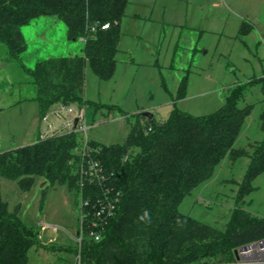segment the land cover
Instances as JSON below:
<instances>
[{
  "label": "trees",
  "instance_id": "16d2710c",
  "mask_svg": "<svg viewBox=\"0 0 264 264\" xmlns=\"http://www.w3.org/2000/svg\"><path fill=\"white\" fill-rule=\"evenodd\" d=\"M130 0H0V42L12 58L27 48L22 27L34 19L56 16L64 21L70 39L85 38L81 55L38 60L26 71L37 88L34 101L40 118L55 104L85 106L86 68L101 80L111 79L117 67L122 35L121 21ZM109 24L107 29L102 25ZM242 22L240 33L251 31ZM252 79L231 88L216 111L193 115L175 107L165 121L143 112L127 115L130 131L123 143L103 144L90 140L85 155L75 153L78 135L65 133L40 138L32 144L0 150V181L14 180L22 192L32 189L38 178L49 186L66 185L79 209L80 199L90 200L91 211L100 200L118 196L99 241L85 238L81 247L57 250L81 254L83 264H197L235 260L237 248L264 239V217L241 205L250 195L255 179L264 173V137L251 144L253 151L236 148L235 142L252 112L253 104L240 106ZM188 76L180 82L176 100L186 97ZM91 103V102H90ZM112 110L113 106H109ZM2 108L0 106V112ZM264 132V108L260 115ZM228 156L250 161L232 215L224 230L179 211L192 191L208 180ZM99 161L103 180L90 183L89 165ZM106 191L108 193H106ZM2 197L0 182V264H28L32 246L42 247L35 227L20 217Z\"/></svg>",
  "mask_w": 264,
  "mask_h": 264
},
{
  "label": "rangeland",
  "instance_id": "374dc122",
  "mask_svg": "<svg viewBox=\"0 0 264 264\" xmlns=\"http://www.w3.org/2000/svg\"><path fill=\"white\" fill-rule=\"evenodd\" d=\"M244 21L252 24L247 34L240 33ZM121 31L114 76L101 80L90 66L86 68L89 140L123 143L130 131L127 115L139 112L149 111L157 121H165L175 107L193 115L212 113L233 86L252 79L260 81L247 87L240 106L254 107L234 146L252 152L251 144L263 139L264 0H130ZM22 33L27 48L17 58L0 42L1 151L32 144L36 138L38 103L28 99L13 105L20 96L37 94L25 66L34 68L38 60L83 53L84 41L70 39L66 23L56 16H40L23 26ZM186 75V97L176 100ZM249 161V157L226 156L213 175L183 199L179 211L224 230L236 204L237 182ZM0 182L11 210L20 206L22 220L38 231L42 247L29 249L28 264H73L72 251L54 249L76 245L79 209L68 187L49 186L41 208L47 185L43 178L28 192H22L14 180ZM253 184L255 189L241 205L264 217V173Z\"/></svg>",
  "mask_w": 264,
  "mask_h": 264
},
{
  "label": "built area",
  "instance_id": "2783aa9c",
  "mask_svg": "<svg viewBox=\"0 0 264 264\" xmlns=\"http://www.w3.org/2000/svg\"><path fill=\"white\" fill-rule=\"evenodd\" d=\"M109 24L102 25L107 29ZM86 41L85 38H80ZM87 113L85 106L78 104H55L40 118L39 136L44 139L50 136L74 133L78 135L79 144L75 153L85 155L89 139L87 137ZM90 173L82 168L83 175H89V182H101L104 178L103 168L99 161H93L89 165ZM106 193H108L106 191ZM118 196L112 199L100 200L91 211H87L90 200L81 197L79 204L78 230L75 236L76 245L81 247L85 238H92L99 241L103 237V231L109 218L114 214ZM237 257L228 262L197 263V264H264V239L252 242L236 249ZM73 264H83L81 254L75 256Z\"/></svg>",
  "mask_w": 264,
  "mask_h": 264
},
{
  "label": "crops",
  "instance_id": "0c3cea01",
  "mask_svg": "<svg viewBox=\"0 0 264 264\" xmlns=\"http://www.w3.org/2000/svg\"><path fill=\"white\" fill-rule=\"evenodd\" d=\"M127 7V6H126ZM126 11V10H125ZM35 20V19H34ZM30 24V23H29ZM121 26H122V21H121ZM73 55V54H72ZM32 94H33V92H32ZM34 95H32V96H30V97H26V98H24V97H22V96H20V99L18 98V99H16V101L13 103V105H18V104H20L21 102H25L26 100H28V99H31V100H33L34 99ZM1 106V105H0ZM0 114H1V112H0ZM39 123H40V121H39ZM39 123H38V125H37V129L35 130V132H36V138H35V140H34V142L36 141V139H37V137H38V133H39ZM0 126H1V124H0ZM33 133V132H32ZM0 134H1V129H0ZM1 136V135H0ZM1 138V137H0ZM249 164V163H248ZM10 205V204H9ZM10 209H11V207H10Z\"/></svg>",
  "mask_w": 264,
  "mask_h": 264
},
{
  "label": "water",
  "instance_id": "95a60500",
  "mask_svg": "<svg viewBox=\"0 0 264 264\" xmlns=\"http://www.w3.org/2000/svg\"><path fill=\"white\" fill-rule=\"evenodd\" d=\"M143 114L146 115L148 118H153L154 117V114L149 112V111H144ZM235 255H236V257L238 256L237 255V250L235 251Z\"/></svg>",
  "mask_w": 264,
  "mask_h": 264
}]
</instances>
